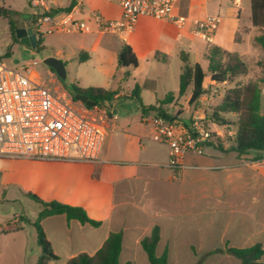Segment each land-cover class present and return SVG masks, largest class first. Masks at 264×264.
I'll use <instances>...</instances> for the list:
<instances>
[{"label":"crops","instance_id":"crops-1","mask_svg":"<svg viewBox=\"0 0 264 264\" xmlns=\"http://www.w3.org/2000/svg\"><path fill=\"white\" fill-rule=\"evenodd\" d=\"M40 1L42 4L37 7L29 3L32 11L26 14L27 20H31V16L37 10L64 12L68 11L65 9L70 5L69 10L77 5L81 6L82 13L78 18L87 22L88 29L80 32L87 35V39L83 37L78 43L80 54H84V59H88L90 55L87 50L96 54L113 47L115 56L112 59H116L115 68L120 69L126 78L132 76L138 79L136 84L140 87V107L141 103L156 104L158 100L165 98L168 92L177 95L180 74L178 83H175V80L170 82L164 73V67L169 65L175 53L180 52L179 57L182 53L188 54L192 62L199 63L196 57L198 55L205 57L208 49L213 45L228 50L229 43L242 42V38L238 35L240 17L238 14L234 19L232 9L227 8L229 0H179L176 13L188 18V23L183 28L166 20L141 16L132 33L126 36L109 33L110 37L107 33L99 31L94 15L100 14L110 20L119 19L122 8L118 0ZM208 16H219L221 22L214 43L206 44V47L200 51V44L193 48L194 39L200 40L191 33L192 21ZM30 26L34 25L28 23L27 27ZM236 36H239L238 41L235 40ZM112 37L116 39V43ZM124 43H128L133 48L139 62L137 68L128 69L129 76L126 75L127 70L119 68L117 64V56ZM43 45L45 46V38ZM185 47L190 51H185ZM144 70L145 73L141 75ZM208 77L210 79V76ZM116 92L118 93L114 100L130 95L121 91ZM145 92L152 94L154 103L149 101L144 103ZM190 96L191 94L186 98V104L181 107H188L186 105ZM182 97L177 98L167 107L177 104ZM70 98L72 100L73 97ZM75 103L83 111L88 109L86 106H81L78 101ZM201 111L206 112L204 109ZM108 112L110 115L114 114L112 111ZM152 114L145 117L141 115L140 122L130 124L121 123L117 115L110 121L93 116L106 136L101 162L0 158V186L17 188L24 195L25 192H32L46 201L57 200L81 206L91 218L102 221L101 226L94 227L75 219L68 220L64 214L46 217L42 225L54 252L59 256L58 260L50 264H65L82 252L94 254L103 246L109 234L117 231L123 232L120 263L134 264L135 256L139 253L135 251L141 246V239L151 233L155 224L161 228V239L157 248L161 242H164L163 251L165 248L168 249L169 264H180L183 261L182 254L170 252L171 236L177 235L182 230L190 233L194 226H199L200 232H208L210 200H218L215 205L217 208L230 209L233 214L242 215L243 221H248L241 223L240 227L233 228L236 229L235 233H241L237 237L241 242L240 247L252 246L257 242L264 247V162L262 161L264 154L258 159L254 158V155L239 158L235 152L221 151L215 145H211L206 148L210 151L207 153L205 151L203 155H187L184 160L186 170L180 171L176 176L175 172L167 167L170 158L169 147L152 139L153 126L149 121L154 116ZM225 146L228 147L227 144ZM163 148H166L165 155ZM216 151H220L221 154H217ZM19 215L15 214L14 225L10 222L0 225V229L11 230L19 225L21 228L15 233H29L28 227L32 225H23ZM23 217L31 222L36 220V218L31 220L26 215ZM235 219L219 217V223L228 224L235 222ZM226 245L231 246L229 241L225 243V248ZM29 246L28 238L18 236L13 246L16 252H6L8 264H25ZM38 250L40 251V246ZM163 251L156 253L160 256ZM4 253L0 255V264L5 256ZM220 253L219 264H242L240 260H234V256L229 252ZM146 259L147 262L142 258V264H149L147 256ZM192 264L203 263L197 260Z\"/></svg>","mask_w":264,"mask_h":264},{"label":"rangeland","instance_id":"rangeland-1","mask_svg":"<svg viewBox=\"0 0 264 264\" xmlns=\"http://www.w3.org/2000/svg\"><path fill=\"white\" fill-rule=\"evenodd\" d=\"M227 5V8L232 9L234 19L239 14L238 35L242 38V42L238 44L229 43L227 47L228 50L237 52L241 55L248 66L247 74L235 77L233 81L228 84L211 82L208 77L209 75H207L204 86H206L208 92L203 96L204 98L202 101L199 104L192 105H189L187 102V108L181 107L186 104L185 100L191 94L192 89L189 87L186 94L178 101L179 103L164 108L168 115L172 116L178 114L181 115L184 120H187L202 109L206 110L207 114H211L215 107L221 102L225 89L229 86L245 85L263 75V70L258 63L263 58L264 53L261 46L255 40L258 31L256 28H253L250 20V0H229ZM0 7H5L16 12L12 14V17L16 20L15 29L28 26L26 14L31 13L32 9L27 0H0ZM12 31L9 18L1 16L0 60L11 67L32 64L36 61L37 65L30 67L29 75L52 89L67 102L71 99L70 96H72L73 85H79L83 88L91 86L105 87L107 89L121 91L124 94H131L135 84L138 82V79H135V77L130 76L126 78L125 74L120 72V69L115 68L116 59H112V57L115 56L114 49L112 50L113 47L109 49L106 48L105 52L101 50L96 54L87 50L90 58L80 60L81 50L78 47V43L83 37L87 39L86 34H81L78 31H55L51 34H47L46 27H41V31L44 33L45 38V48L34 49L16 41L12 36ZM107 34L108 37L111 36L109 33ZM112 38L116 43V39L114 37ZM199 44L201 46L199 50L201 51L208 43L194 39L193 48L195 49ZM184 50L190 51L186 47ZM178 54L175 53L169 65L164 67L166 78L170 79V82L175 80V83H178V77L182 71L183 65ZM48 57H56L65 65L66 78L64 80L60 79L56 72L45 64L44 60ZM196 61L207 70L208 61L205 57L198 55ZM160 72L161 71H158V73ZM144 73L145 70L141 75ZM143 101L144 103L148 101L154 103V97L151 93L145 92L143 94ZM102 107L116 114L121 123L130 124L131 122H140L141 120L142 112L140 103L135 98L123 96L114 100L111 104H106ZM262 109L264 112V86L262 87ZM152 115H154V113ZM228 117L235 123L237 119L236 114L231 113ZM209 151L210 150H206V153ZM165 152L166 148H163V155H165ZM216 153L221 154L220 151H216ZM254 154L251 153L250 155ZM183 170L186 169L184 168ZM168 173H170V171H168ZM178 173L179 172H175V175L178 176ZM218 202V200H210L209 202L210 220L207 226L208 232H200L199 226H194V228L191 226L193 231L190 233L182 230L179 231L177 235L172 234L171 241H169L170 252L173 254H182L183 261H181L180 264H192L197 262V260L203 264H219V260L221 259L220 252H227L226 249L224 251L227 241H229V245L231 246L240 247L241 242H239L237 238L240 232L235 233L236 229L233 228L236 226L240 227L241 223H247L248 221H243L242 215L233 214L230 209L217 208L215 205H217ZM41 209L42 207L39 203L22 194L19 189L0 186V225H6L10 222L11 225H14L13 220L15 214H20V218L26 215L31 220H34ZM219 217H225L226 219H231L233 217L236 218V221L222 224L219 223ZM191 227L188 228L192 230ZM28 229L29 233L27 234L15 232H9L7 234L0 233V255L5 252L2 264L9 263L6 252H16L13 250V246L16 244V238L18 236H24V238H28L29 241V253L26 255L25 264H37L38 257L41 254V248L40 251L38 250L37 232L33 226H29ZM164 237H166L165 233ZM190 245H193V247ZM163 248L164 242H161L156 252L161 253ZM135 252L139 253L135 256L136 262L134 264H142V258L147 262L146 255L141 246H138ZM194 252L198 254L196 255ZM233 258L239 261L237 258ZM122 261H124L123 257Z\"/></svg>","mask_w":264,"mask_h":264},{"label":"built area","instance_id":"built-area-1","mask_svg":"<svg viewBox=\"0 0 264 264\" xmlns=\"http://www.w3.org/2000/svg\"><path fill=\"white\" fill-rule=\"evenodd\" d=\"M27 1L36 7L42 4L40 0ZM118 1L122 8L119 19L94 15L99 31L126 36L135 30L141 16L166 20L179 28L188 23L186 16L176 13L179 0ZM81 13L80 5L64 12L37 10L32 20L36 30L43 35L41 27H46L47 34L83 32L88 29V24L78 18ZM220 22L219 16L194 19L191 33L199 40L213 44ZM35 65L36 61L11 67L0 60V158L101 162L106 136L93 116L110 121L116 114L110 115L100 104L86 106L88 109L83 111L73 98L67 102L29 75L30 67ZM149 121L153 126L152 139L170 149L167 167L174 172L186 167L187 155H203L211 143L226 141L234 135L232 125H219L205 111H198L187 120L178 114L170 117L155 114Z\"/></svg>","mask_w":264,"mask_h":264},{"label":"trees","instance_id":"trees-1","mask_svg":"<svg viewBox=\"0 0 264 264\" xmlns=\"http://www.w3.org/2000/svg\"><path fill=\"white\" fill-rule=\"evenodd\" d=\"M251 6V23L256 28L258 35L255 37L256 42L261 46L264 53V0H250ZM71 5L65 10H69ZM16 12L5 7H0V17H7L12 26V36L20 43V39L16 37V20L12 14ZM34 15L31 20H27L33 25ZM35 33L38 35V43L36 49H44V35L39 33L33 26ZM236 41L239 36H236ZM8 54V53H7ZM180 58L183 62L182 71L179 77V91L177 95L174 92H168L165 98L158 100L154 105H144L141 103L142 115L145 117L150 113L162 114L164 117H170L164 110L165 107L172 104L177 98L184 96L189 87H192L191 96L188 100L190 105L199 104L200 99L207 94L208 90L204 86L207 75L210 80L218 84H228L240 75L248 72V66L239 53L228 51L222 47L211 46L205 58L208 61L207 70L200 63L192 62L188 54L182 53ZM84 59V54H80V60ZM117 64L119 68H125L126 75L130 73L128 69L138 67V58L133 48L124 43L117 56ZM259 66L263 70V75L254 81H250L242 86H229L225 89V93L221 102L215 107L210 115L219 125H232L234 135L226 141L218 140L210 145H215L217 149L226 152H235L239 158L247 157L251 153L254 158H261L264 154V112L262 109V87L264 86V56L259 61ZM140 87L135 85L130 98L141 100ZM80 93L89 96L100 105L111 104L115 95L118 93L104 87H80L72 86V97ZM178 103V101H177ZM236 114L237 119L233 123L228 117L229 114ZM228 145V147L225 146ZM25 196L39 203L42 207L34 222L22 217L23 225L35 227L37 232L38 244L41 248V254L37 264H50L52 261L59 259L54 252L51 241L42 225V221L53 215H66L68 220H78L82 224H90L94 227L102 225V221L91 218L86 210L81 206L66 204L57 200L46 201L32 192H25ZM21 226H14L11 230L0 229V233L15 232ZM161 239V228L155 224L149 235L143 237L140 241L143 251L146 253L149 264H169L168 249L165 248L163 253L158 256L156 253L157 246ZM123 249V232H111L104 242L103 246L94 254L86 252L69 259L65 264H121L120 254ZM226 251L236 257L242 264H264V247L260 242L247 247H234L226 245ZM125 264H131L126 262Z\"/></svg>","mask_w":264,"mask_h":264},{"label":"water","instance_id":"water-1","mask_svg":"<svg viewBox=\"0 0 264 264\" xmlns=\"http://www.w3.org/2000/svg\"><path fill=\"white\" fill-rule=\"evenodd\" d=\"M16 37L27 47L36 48L38 43V35L35 33L33 26L20 27L16 29ZM45 64L52 68L58 77L62 80L66 78L65 65L56 57H48L44 60ZM74 101H78L87 107H94L98 103L87 95L77 93L73 97ZM161 115V114H160Z\"/></svg>","mask_w":264,"mask_h":264}]
</instances>
